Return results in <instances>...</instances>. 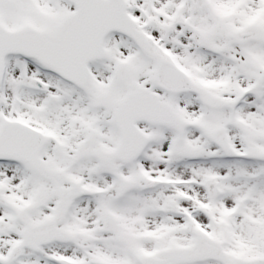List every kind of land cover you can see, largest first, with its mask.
Segmentation results:
<instances>
[{
    "label": "snow or ice",
    "instance_id": "6c2138e0",
    "mask_svg": "<svg viewBox=\"0 0 264 264\" xmlns=\"http://www.w3.org/2000/svg\"><path fill=\"white\" fill-rule=\"evenodd\" d=\"M0 264H264V0H0Z\"/></svg>",
    "mask_w": 264,
    "mask_h": 264
}]
</instances>
